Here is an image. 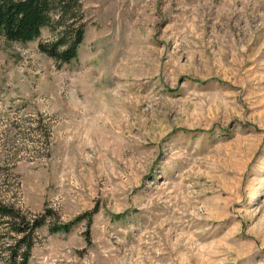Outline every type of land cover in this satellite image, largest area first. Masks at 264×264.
Instances as JSON below:
<instances>
[{"label":"rangeland","instance_id":"374dc122","mask_svg":"<svg viewBox=\"0 0 264 264\" xmlns=\"http://www.w3.org/2000/svg\"><path fill=\"white\" fill-rule=\"evenodd\" d=\"M77 2L69 64L0 37V205L71 224L28 264H264V0Z\"/></svg>","mask_w":264,"mask_h":264},{"label":"trees","instance_id":"16d2710c","mask_svg":"<svg viewBox=\"0 0 264 264\" xmlns=\"http://www.w3.org/2000/svg\"><path fill=\"white\" fill-rule=\"evenodd\" d=\"M79 13L77 0H0V37L7 42L25 44L38 39L42 29H48L55 38L51 43H39L38 51L58 64H69L77 58V49L84 37L85 23L77 16ZM44 136L47 142L49 135ZM47 216L53 214L48 211L27 219L0 205V218L5 220L2 228L13 236L8 237L12 242L3 248L6 254L3 264H28L36 231L46 228L48 233L56 234L69 230L71 224L50 223L46 221Z\"/></svg>","mask_w":264,"mask_h":264}]
</instances>
